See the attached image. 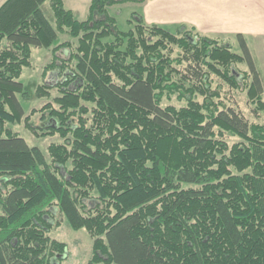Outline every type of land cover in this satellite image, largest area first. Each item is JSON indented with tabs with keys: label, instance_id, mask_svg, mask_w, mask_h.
I'll return each instance as SVG.
<instances>
[{
	"label": "trees",
	"instance_id": "trees-1",
	"mask_svg": "<svg viewBox=\"0 0 264 264\" xmlns=\"http://www.w3.org/2000/svg\"><path fill=\"white\" fill-rule=\"evenodd\" d=\"M47 1L0 4V264H67V242L50 234L56 212L93 237L85 264H264V123L214 84L264 113L245 35L239 53L135 12L123 29L110 6L129 0H91L82 20L49 0L55 26ZM64 30L72 39L59 40ZM33 46H52L44 73L61 74L57 106H44L53 121L39 126L64 138L50 159L7 127L37 131L18 97ZM173 95L183 103H165Z\"/></svg>",
	"mask_w": 264,
	"mask_h": 264
},
{
	"label": "rangeland",
	"instance_id": "rangeland-1",
	"mask_svg": "<svg viewBox=\"0 0 264 264\" xmlns=\"http://www.w3.org/2000/svg\"><path fill=\"white\" fill-rule=\"evenodd\" d=\"M4 0H0V4ZM66 6L72 8L75 11V15L78 19H85L88 14L90 0H65ZM124 7V12L120 13L119 7ZM112 6V12L118 14L119 26L120 28H127L126 19L127 13H131L133 10L140 11L139 7L135 1H127L124 5ZM46 13L52 23L56 26V22L53 19L52 9L50 7V1L46 2ZM222 26L220 25V28ZM216 29V28H214ZM264 26L262 30L258 33H244L247 43L255 61L256 67L260 70L263 85H264ZM212 32L214 37H219L223 41H228L232 43L233 49L239 53H243V49L240 45L239 39L237 38V33L231 32H219L221 29H216L211 31V28H207ZM217 32V33H216ZM66 39H72L70 34L64 30L59 34V40L63 41ZM65 54L64 52H61ZM68 53V52H67ZM52 59V46H33L31 65L26 66L23 69L19 80L24 84V90L27 96L23 93H18V97L24 107L25 116H30V122L37 126V131H33L28 127L26 121L23 119L19 122L9 123L7 127L11 128L13 131L24 136L29 144L39 145L43 151L49 157L48 146L52 142H61L64 138L57 132L54 134L44 133L45 129H41L39 126L43 125L45 122L49 123L53 120L48 117V108L44 109V106L51 102L54 106H57L55 102V97L60 94V90L57 86L58 79L61 77L60 71L54 69L50 71L47 75L44 73L45 65ZM238 67L242 70L250 69V64L248 61L240 62ZM215 83H220L222 85V95L225 100L240 108L247 117L252 121H257L264 123V113L257 114L253 111L252 105L248 100L246 91L231 88L227 83L223 82L220 78L215 76ZM41 85H48L50 91L49 93L41 92L38 87ZM165 103H174L181 105L183 102L179 101L176 95H173L171 99L165 98ZM44 116V117H42ZM52 237L65 241L68 244V252L66 257L62 259L64 263L67 264H85L92 255V243L93 237L87 231L86 228L82 227L79 229H74L71 227L69 222L64 218L59 212L55 213L54 223L50 230Z\"/></svg>",
	"mask_w": 264,
	"mask_h": 264
},
{
	"label": "crops",
	"instance_id": "crops-1",
	"mask_svg": "<svg viewBox=\"0 0 264 264\" xmlns=\"http://www.w3.org/2000/svg\"><path fill=\"white\" fill-rule=\"evenodd\" d=\"M132 1H135L140 11L133 10L130 14L126 12L125 15H128L126 20L135 12L143 16L148 23H158L172 28H176L180 24H187L209 36L214 33L212 34L207 28H211V31L221 29L219 32L253 34L260 32L264 26V0ZM126 2L114 3L110 6V10L113 11L112 6L124 5ZM117 7H119L120 13L124 12V7Z\"/></svg>",
	"mask_w": 264,
	"mask_h": 264
}]
</instances>
